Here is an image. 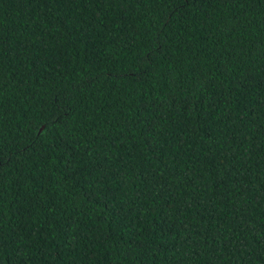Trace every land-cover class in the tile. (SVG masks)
I'll list each match as a JSON object with an SVG mask.
<instances>
[{"label": "trees", "instance_id": "trees-1", "mask_svg": "<svg viewBox=\"0 0 264 264\" xmlns=\"http://www.w3.org/2000/svg\"><path fill=\"white\" fill-rule=\"evenodd\" d=\"M261 53L264 0H0V264H264Z\"/></svg>", "mask_w": 264, "mask_h": 264}, {"label": "snow or ice", "instance_id": "snow-or-ice-1", "mask_svg": "<svg viewBox=\"0 0 264 264\" xmlns=\"http://www.w3.org/2000/svg\"><path fill=\"white\" fill-rule=\"evenodd\" d=\"M261 55H264V53H261Z\"/></svg>", "mask_w": 264, "mask_h": 264}, {"label": "water", "instance_id": "water-1", "mask_svg": "<svg viewBox=\"0 0 264 264\" xmlns=\"http://www.w3.org/2000/svg\"><path fill=\"white\" fill-rule=\"evenodd\" d=\"M42 130V128L40 129V131Z\"/></svg>", "mask_w": 264, "mask_h": 264}]
</instances>
